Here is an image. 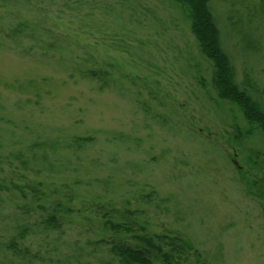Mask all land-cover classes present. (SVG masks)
Masks as SVG:
<instances>
[{
    "label": "rangeland",
    "instance_id": "374dc122",
    "mask_svg": "<svg viewBox=\"0 0 264 264\" xmlns=\"http://www.w3.org/2000/svg\"><path fill=\"white\" fill-rule=\"evenodd\" d=\"M209 5L264 108L260 2ZM262 180L264 136L217 97L172 0H0V240L54 216L57 241L28 237L34 264H98L73 244L104 218L180 237V264H264Z\"/></svg>",
    "mask_w": 264,
    "mask_h": 264
},
{
    "label": "trees",
    "instance_id": "16d2710c",
    "mask_svg": "<svg viewBox=\"0 0 264 264\" xmlns=\"http://www.w3.org/2000/svg\"><path fill=\"white\" fill-rule=\"evenodd\" d=\"M172 1L186 13L190 32L198 49L212 65L213 85L217 97L234 105L250 129H256L264 136V108L246 88H241L235 82L233 67L221 46L220 32L209 5L210 0ZM258 1L264 10V0ZM258 188L260 192L263 191L261 195L264 200V180H262V186ZM14 218L16 225L11 227V230L21 232L20 237L9 238L7 241L1 239L0 255L4 260L12 259L20 264H34L32 260H38L39 257L38 254L30 252L33 240L28 237L42 233L39 235L43 236L40 241L46 242L48 246L47 238L52 237L53 241L60 238L58 237L60 236L59 222L54 216H47L41 223L45 224L42 226V231L35 232V229H39V225H20L19 222H23L24 219ZM12 224L14 223L12 222ZM100 225L104 234L95 238L97 240H93V242L90 240L83 246L78 243L73 244L79 251L88 250L86 256L95 259L98 264H180L190 251V248L180 237L168 238L143 234L141 228L136 232L127 223L106 218ZM73 252L76 254V250ZM82 257L84 259L85 256L76 254L73 257L76 263L68 260H65V263L81 264ZM104 258H108V260L105 261Z\"/></svg>",
    "mask_w": 264,
    "mask_h": 264
}]
</instances>
